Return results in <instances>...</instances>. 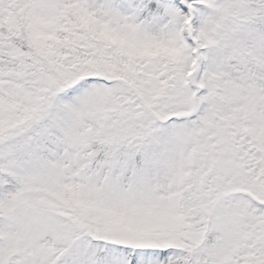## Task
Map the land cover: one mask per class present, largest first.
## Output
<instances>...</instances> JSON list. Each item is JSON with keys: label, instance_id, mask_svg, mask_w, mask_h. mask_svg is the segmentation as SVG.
I'll return each instance as SVG.
<instances>
[{"label": "snow or ice", "instance_id": "1", "mask_svg": "<svg viewBox=\"0 0 264 264\" xmlns=\"http://www.w3.org/2000/svg\"><path fill=\"white\" fill-rule=\"evenodd\" d=\"M0 264H264V0H0Z\"/></svg>", "mask_w": 264, "mask_h": 264}]
</instances>
